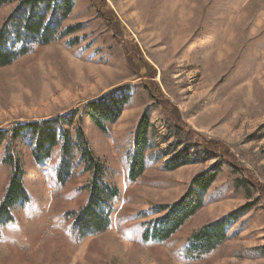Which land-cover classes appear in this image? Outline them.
<instances>
[{"label": "rangeland", "instance_id": "rangeland-1", "mask_svg": "<svg viewBox=\"0 0 264 264\" xmlns=\"http://www.w3.org/2000/svg\"><path fill=\"white\" fill-rule=\"evenodd\" d=\"M96 1L77 0L65 24L82 23V32L0 70V130L70 113L129 85L131 103L108 134L83 120L94 152L108 169V183L120 191L111 226L77 242L65 230L71 221L51 226L47 235L53 183L25 149V184L36 209L31 216L18 209L16 225L4 228L0 264H264V257L252 253L264 247V0H103L102 11L113 12L115 30L98 13ZM10 11L0 10V25ZM75 38L80 45L70 48L66 42ZM143 62L152 68L145 76L134 69L147 67ZM172 107L195 140L229 149L234 166L260 185L252 193L259 199L253 211L201 262H185L178 249L192 231L247 203L243 191L235 189L236 180L246 178L222 157L199 156L175 172L163 171L164 162L149 157L144 176L129 183L127 153L142 114L150 108L156 146L167 151L171 141L164 124ZM206 171L218 175L204 208L166 244L140 243L137 214L156 203L176 202L193 177ZM8 177L9 169L1 167L0 201ZM88 179L74 173L57 196L55 218L85 205L87 193L81 189Z\"/></svg>", "mask_w": 264, "mask_h": 264}, {"label": "trees", "instance_id": "trees-1", "mask_svg": "<svg viewBox=\"0 0 264 264\" xmlns=\"http://www.w3.org/2000/svg\"><path fill=\"white\" fill-rule=\"evenodd\" d=\"M76 2L77 0H0V10L11 8L0 25V70L36 53L39 48L82 32L85 29L82 23L65 26L75 10ZM96 2L99 5L98 13L107 21L108 27L113 29V12L110 9L102 11L106 7L103 0ZM66 43L70 48H76L80 45V40L75 38ZM143 63L147 67L134 65V69L136 73L145 76L152 68L147 62ZM142 70L145 71L144 74ZM150 76L154 79L156 73ZM132 97V88L122 85L88 100L81 109L50 118L19 122L0 130V168L9 169L4 196L0 201V244L4 243V228L16 225L15 212L18 209H22L27 216H31L36 209L35 199L25 184V149L30 150L34 163L49 174L53 183L54 203L49 213L47 235L50 234L51 226L64 227L68 221L71 223L64 229L74 242L101 235L110 228L114 203L119 200L120 191L115 185L108 183V169L94 152L83 128V120L88 119L98 131L108 134L110 127L119 121L125 108L130 105ZM172 109L173 116L169 114L164 124L171 141L167 151L156 146L150 108L145 109L142 114L133 136L132 149L127 153L126 179L129 183H135L144 176L149 157L155 162H164L162 170L165 172H175L191 165L198 161L199 156L206 159L210 156L222 157L228 165H235L229 149L213 141L195 140L194 132L182 123L177 108ZM238 167L233 168L246 179H237L235 189L243 191L247 203L192 231L177 252L185 262H201L218 251L229 241L230 231L240 226L242 220L253 211L256 202H259L258 198L253 199L252 193L259 190L260 185L243 168ZM76 171L89 175L81 189L86 191L87 201L78 210L63 212L55 218L53 209L57 196ZM217 175V172H202L193 177L185 193L176 202L156 203L147 211L139 212L136 216L140 221L138 241L158 245L169 242L204 208L207 194L215 184ZM260 192L264 195L263 188ZM252 253L263 258L264 247L255 248Z\"/></svg>", "mask_w": 264, "mask_h": 264}]
</instances>
